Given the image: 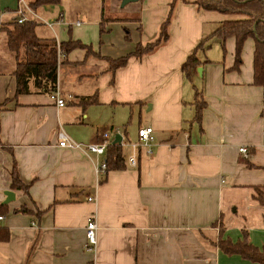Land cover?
<instances>
[{
	"label": "crops",
	"instance_id": "1",
	"mask_svg": "<svg viewBox=\"0 0 264 264\" xmlns=\"http://www.w3.org/2000/svg\"><path fill=\"white\" fill-rule=\"evenodd\" d=\"M113 1L32 6L39 36L91 41L93 52L75 47L58 65L63 105L41 90L15 96V64L0 70V264H259L213 242L246 232L249 242L264 247V84L253 82L254 38L245 39L234 67L235 37L223 45L211 33L237 16L174 0L169 38L129 56L112 81L104 56L119 57L154 39L172 0H132L126 10ZM16 6L17 0H0L1 30ZM200 41L218 45L201 44L189 79L180 66ZM197 102L204 103L200 122ZM120 118L137 129L153 127L152 152L142 147L135 166L122 153V166L97 172L107 149L96 154L58 144L60 129L82 143L110 127L111 143L118 133L129 140L125 128H114ZM13 164L27 189L11 186ZM5 190L13 192L8 201ZM91 215L93 250L85 235Z\"/></svg>",
	"mask_w": 264,
	"mask_h": 264
},
{
	"label": "trees",
	"instance_id": "2",
	"mask_svg": "<svg viewBox=\"0 0 264 264\" xmlns=\"http://www.w3.org/2000/svg\"><path fill=\"white\" fill-rule=\"evenodd\" d=\"M59 0H31L32 6L46 3H56ZM199 8L213 10L220 13L237 17L222 20L212 31L211 35L220 37L222 43L228 36L235 37V63L234 67L241 62V50L245 39L249 36L254 38L253 51V82L264 84V0H194ZM174 8V0L170 2L166 17L161 22L158 35L146 42H137L134 49L119 57L104 56L108 61V70L112 72L111 80L114 81L115 70L127 64L129 56L137 57L152 51L155 47L169 38V23ZM100 24V32L105 31V22ZM1 28L5 32L7 47L12 51L15 59V67L12 71L14 76V94L27 93L33 90L53 93L57 88L58 65L65 60L66 53L75 47L86 48V53H91V46L79 39L57 41L54 37L39 36L35 31V21H12L2 23ZM128 36V33L125 32ZM210 36V35H209ZM206 38V37H205ZM203 44L200 41L181 63L183 74L191 79L193 68L200 63L196 54L197 49ZM100 56V55H99ZM102 56V55H101ZM198 96V91H196ZM85 102L96 101L94 97L84 98ZM86 104V103H84ZM202 102L195 103V120L200 122ZM264 122V107L260 112ZM106 167L123 165L121 145L110 143L107 148L105 159ZM11 186L27 189L28 184L19 178L16 165L11 170ZM264 204V198H261ZM214 244L218 245L227 253H239L241 256L264 264V247H258L249 242L246 232L239 240L232 241L229 238L218 236Z\"/></svg>",
	"mask_w": 264,
	"mask_h": 264
},
{
	"label": "built area",
	"instance_id": "3",
	"mask_svg": "<svg viewBox=\"0 0 264 264\" xmlns=\"http://www.w3.org/2000/svg\"><path fill=\"white\" fill-rule=\"evenodd\" d=\"M34 13L33 7L30 0H17V6L15 8V15L12 17L11 21L13 23L22 22L30 20V15ZM78 23V21H77ZM51 97L55 100L56 105H63L65 99L59 95L58 89L51 93ZM264 98V92H263ZM110 128H105L99 134V139L89 143H82L71 139L63 130L57 131L58 144L60 146L75 147L85 150L86 152H93L96 154H103L111 143L110 138ZM264 131V129H263ZM155 136L153 133V127L151 125L140 126L137 129L136 140H122L121 147L124 160L128 165L135 166L138 160L139 150L144 147L148 153L152 152V145L154 143ZM239 151L246 154L247 148L245 146H240ZM106 169L105 160H101L96 165L97 172H103ZM88 200L94 199L93 196H88ZM96 230L97 222L93 215L87 219L85 227L86 235V247L89 250H93L96 245Z\"/></svg>",
	"mask_w": 264,
	"mask_h": 264
},
{
	"label": "rangeland",
	"instance_id": "4",
	"mask_svg": "<svg viewBox=\"0 0 264 264\" xmlns=\"http://www.w3.org/2000/svg\"><path fill=\"white\" fill-rule=\"evenodd\" d=\"M113 2H114V7L115 6L116 7L118 6V8L125 7V10L129 7L130 4L136 3V1H132V0L126 2L124 5H121V0H114ZM84 3L85 4H89V5L92 4L90 1L84 2ZM116 12H118V11H116ZM213 13H218L219 14V12H217V11H215ZM90 14L94 15V13H90ZM88 20H90L89 17L88 18H85V20H84L85 23H87ZM85 23L82 26L84 28L86 27V24ZM87 36L89 38H91V34L90 33ZM4 37H5V33H4L3 30L0 29V70L6 71V70H8V68H12L14 66L15 62H14L13 56L11 54V51L4 44V39H5ZM211 41L204 42L203 44H205L206 46L208 44L209 45H218L215 42H211ZM87 42H88V45L90 46L91 45V43H90L91 41L89 40ZM95 42H96V39H95ZM99 42H101V41L99 40ZM97 43H98V41L95 43V45H94L93 48L98 49V44ZM224 43H226V44H224ZM227 44H228V41L226 39V41L223 42V45H227ZM65 84H67V82ZM68 86H72V85H68ZM12 88H13V79L10 78L9 81H8V83H7V85H6V89L7 90H9V89L11 90V92L9 91V95H11V96L13 94L12 93ZM127 121H128L127 119L124 120V119H121L120 118L119 123L114 128H119L121 131H124V128H125L127 130V133H128L127 134V138L129 140H132V141L133 140H136V138H137V125L133 127V124L134 123H128ZM248 223L250 224V222H248Z\"/></svg>",
	"mask_w": 264,
	"mask_h": 264
},
{
	"label": "water",
	"instance_id": "5",
	"mask_svg": "<svg viewBox=\"0 0 264 264\" xmlns=\"http://www.w3.org/2000/svg\"><path fill=\"white\" fill-rule=\"evenodd\" d=\"M130 0H121V5H124L126 2ZM122 135L120 133L116 134L114 139L112 140L113 143H119L121 142ZM6 199L5 201L10 200V196L13 197V192L10 190H5Z\"/></svg>",
	"mask_w": 264,
	"mask_h": 264
}]
</instances>
